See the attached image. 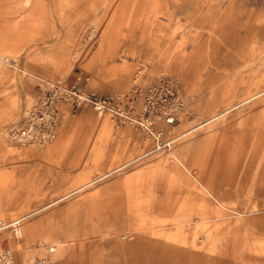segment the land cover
I'll use <instances>...</instances> for the list:
<instances>
[{"label": "rangeland", "instance_id": "374dc122", "mask_svg": "<svg viewBox=\"0 0 264 264\" xmlns=\"http://www.w3.org/2000/svg\"><path fill=\"white\" fill-rule=\"evenodd\" d=\"M77 77L98 93L136 88L132 114L149 117L170 150L118 170L152 141L137 122L90 107L64 106L46 144L9 137L40 89ZM263 156L264 0H0V220L41 219L29 237L0 234L12 264H35L52 239L64 245L56 264H264V208L254 205H264ZM135 198L165 217L209 203L207 223L222 233L203 248L168 238L172 227L150 235L129 225Z\"/></svg>", "mask_w": 264, "mask_h": 264}, {"label": "built area", "instance_id": "2783aa9c", "mask_svg": "<svg viewBox=\"0 0 264 264\" xmlns=\"http://www.w3.org/2000/svg\"><path fill=\"white\" fill-rule=\"evenodd\" d=\"M159 81L153 83L148 90L156 89ZM135 94L136 88L122 94L98 93L88 90L81 82L80 77H77L74 82L51 83L47 88L39 90L29 107L22 112L20 119L9 127V137L19 143L46 144L55 137L64 106H67L71 111L90 107L97 115H109L114 121L137 122L152 141V145L147 151L120 165L118 170H121L151 153L170 150L173 143L172 139H163L162 133L155 130L150 121L148 122L149 117L141 121L136 120L132 114ZM168 116L169 114L165 118L166 122L172 120ZM24 216L27 217V215ZM23 220L24 217L16 218L9 223L0 221V230L7 231L14 238H18L17 227Z\"/></svg>", "mask_w": 264, "mask_h": 264}, {"label": "crops", "instance_id": "0c3cea01", "mask_svg": "<svg viewBox=\"0 0 264 264\" xmlns=\"http://www.w3.org/2000/svg\"><path fill=\"white\" fill-rule=\"evenodd\" d=\"M99 53H101V52H99ZM122 69H123V71L128 70V68H126V67H123ZM88 117H89V115H85L83 118H88ZM56 149H58V148L51 147L50 150H56ZM260 164L263 167H262L261 172L259 173V182L258 183H259V186L264 188V156L262 157ZM137 175H138V173L135 172L133 174H130L129 176H126V178L124 179V183L125 184H133V185L137 184V181L135 179L137 177ZM81 178L82 177H80V179L74 183V186L78 185L80 183ZM201 185L206 190V192L215 201H217V202L219 201L218 197L215 194V191H213V189L211 187H208V186L203 185V184H201ZM81 189L82 188H73L70 191L66 192L63 195V198H65V197L69 196L70 194L75 193ZM145 201H147V200H145ZM146 203L147 202H145L144 205L140 204L136 198L132 200L130 206L131 207L134 206L135 208H137L138 210H141V211L137 214V219H135V221L132 223L129 222V225H135L136 228H140V227L149 228V230H153L150 233V235L165 234L168 232V231H165V228L172 227L175 229L168 232V233H170L168 238L174 239L176 241H181V242L187 243L194 248H197V247L203 248V247L214 246L217 239H218V236H220L222 233L223 224L214 223L211 225L210 223H207L208 221L211 220L212 217H211V215H207L203 212L211 209V206L209 203L207 205H205V204L198 205V207L195 208L192 212H187V211L185 212L179 208V209H177V212L175 214H172L169 217H165L161 213L160 214H154L152 206L151 205L148 206V204H146ZM254 205L256 206V208L259 212H262L264 205L258 204L257 202L254 203ZM215 217H216V219H218L221 216L215 215L214 218ZM40 221H41V219L36 221V222H33V223L32 222L26 223L24 221L21 222L20 223L21 236H22V233H25L29 237L31 235V233L35 230V227L37 226V224ZM190 225H192V226L190 227ZM182 227H186L188 229L191 228V230L184 232ZM199 227H201L206 232V239L197 237V232L199 230ZM0 234L6 235V237L8 239H11V237L14 238L7 231H0ZM125 234H127V233L120 235V237L124 238ZM20 237H18V238H20ZM140 238H143V237H141V235L136 236V239H140ZM14 239H16V238H14ZM144 239H146V241L149 243L150 247L155 248L156 246H158V242H156L150 238H148V239L144 238ZM198 240L202 241V243L200 245L197 244ZM10 241L11 240H8L7 242H5V245L6 246L11 245ZM49 247H54V251L49 252L48 251ZM63 248H64V245L62 242L52 239L51 244L47 247V252H46V250H42L41 253L43 254V256L40 259H38L37 262H35V264L40 262V261H46L44 264H56L58 256L61 255V253L63 252ZM168 248H171V247L168 246L167 249ZM43 249H46V247H44ZM173 249L178 250L177 247H173ZM167 251H168L167 252L168 254H167V256H165V258L168 259V255H169V253H171V251L169 249ZM7 252H9L10 258H11L9 264H12V253L10 250ZM191 255L195 256V254H193V253H191ZM30 256H31V253L29 252V250L24 253V259L29 258ZM19 259H17V264H19V262H20ZM152 264H154V263H152Z\"/></svg>", "mask_w": 264, "mask_h": 264}, {"label": "bare ground", "instance_id": "6f19581e", "mask_svg": "<svg viewBox=\"0 0 264 264\" xmlns=\"http://www.w3.org/2000/svg\"><path fill=\"white\" fill-rule=\"evenodd\" d=\"M93 32V31H92ZM92 32L90 33V34H92ZM54 83H62V82H60V81H57V82H54ZM63 84V83H62ZM28 107H26V109H27ZM98 116H101V115H98ZM37 145H39V144H37ZM14 220V219H13ZM1 221V220H0ZM0 231H2V230H0ZM4 231V230H3ZM17 233L19 234V237L21 236V230H20V225H19V227H17ZM48 251L49 252H53L54 251V247H49L48 248ZM10 260H11V258H10V254H9V252H7V251H5V252H0V264H9L10 263ZM46 261H40V262H38V263H40V264H44ZM37 264V263H36Z\"/></svg>", "mask_w": 264, "mask_h": 264}]
</instances>
